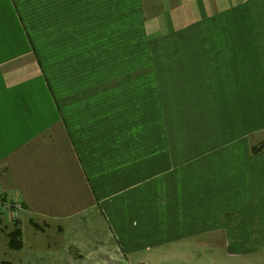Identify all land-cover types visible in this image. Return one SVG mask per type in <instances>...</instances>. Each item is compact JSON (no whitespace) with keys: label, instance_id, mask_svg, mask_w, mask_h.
<instances>
[{"label":"crops","instance_id":"crops-1","mask_svg":"<svg viewBox=\"0 0 264 264\" xmlns=\"http://www.w3.org/2000/svg\"><path fill=\"white\" fill-rule=\"evenodd\" d=\"M0 199L13 264H264V0H0Z\"/></svg>","mask_w":264,"mask_h":264},{"label":"rangeland","instance_id":"rangeland-1","mask_svg":"<svg viewBox=\"0 0 264 264\" xmlns=\"http://www.w3.org/2000/svg\"><path fill=\"white\" fill-rule=\"evenodd\" d=\"M0 204L4 206L5 210H13V211L17 210L18 211V210L22 209L19 202H13L12 204H3L2 200H0ZM106 211H107V209H106ZM34 220L28 219L27 220L28 223H26L25 228L22 227L25 231H29V227L31 226V224H30V221H31V222H34L35 225L40 228V230H36L31 226L35 230V231H33L35 233V235H32V236H35L32 244L35 246L36 252H35V257L33 258L34 261H31L29 264H35V259L37 258V256H41L42 258H44L46 260H50L51 256L49 253L52 251V249H55V248H63L62 250H68V251H71L73 253L76 252L77 246H75V245H73V246H62V240L60 237L62 231H60L59 228L57 229V227H59V225L56 222L52 221L51 219L44 220V219L35 218ZM87 220H88V223L86 225L88 227H94V228L89 230L90 232H89L88 236L90 237V240H88V241L90 243L87 246L93 247V248L99 247L105 240V236H106L105 223L101 224V223H99V220H96V219L91 220L90 217H87ZM15 221H17V220H15ZM15 221H11V223L8 224L9 225L7 227L8 229L6 228L7 231L6 230L3 231V232L6 231V233H4V235L7 239V241H6L7 250H5L4 254H0V258H1V260H3V262L1 264H13V262L16 258V255H18L16 252L21 251L23 248L24 239H22V237H23L24 232L22 233V229L20 228V226H19V228H20L21 233H22V236H21L22 248L18 251L10 250L8 248V242H9L8 234L13 230V224ZM107 225H108L109 230H111L112 227L114 226V223H112V222L107 223ZM42 227L44 230H42ZM96 227H99V228H96ZM54 230H57V232H56L57 235H55V236H54ZM24 236H25V240H26L27 234L24 233ZM66 239L70 240L68 238H66ZM112 239H113V242H115L114 244L119 245V240L117 239V237L115 236L114 233H112ZM82 242L86 243L87 240H83ZM103 245L106 246L105 243ZM8 251H10V252H8ZM38 253H40V255Z\"/></svg>","mask_w":264,"mask_h":264},{"label":"trees","instance_id":"trees-1","mask_svg":"<svg viewBox=\"0 0 264 264\" xmlns=\"http://www.w3.org/2000/svg\"><path fill=\"white\" fill-rule=\"evenodd\" d=\"M258 149L259 147H254L252 149V152H256ZM30 224L34 229L40 230V228L37 227L34 222L30 221ZM19 226H20V222L15 221L13 224V230L8 234V239H9L8 248L10 250L18 251L22 248V242H21L22 233H21Z\"/></svg>","mask_w":264,"mask_h":264}]
</instances>
